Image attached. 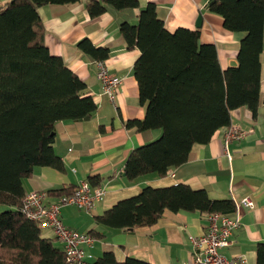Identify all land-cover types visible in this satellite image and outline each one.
Segmentation results:
<instances>
[{
	"label": "trees",
	"instance_id": "trees-1",
	"mask_svg": "<svg viewBox=\"0 0 264 264\" xmlns=\"http://www.w3.org/2000/svg\"><path fill=\"white\" fill-rule=\"evenodd\" d=\"M79 0H9L0 4V264H67L56 237L45 236L22 212L24 182L36 167L59 171L65 165L53 148L55 124L90 118L97 104L86 84L62 57L50 53L38 9L48 4ZM118 10L139 8V0H106ZM92 17L106 10L99 0H87ZM211 13L224 19L232 32H242L238 64L223 70L217 48L200 42V29L170 32L159 18L157 5L141 8L135 24L121 23L127 47L140 50L134 75L140 102L147 105L143 120H130L138 131L160 135L135 148L124 164L128 181L155 173L162 177L187 161L196 144L208 143L214 133L231 124V111L247 107L256 116L264 108L261 92L264 50V0H209ZM78 47L97 60L109 55L85 39ZM92 186L99 180L89 177ZM69 189L49 192L68 194ZM230 199H211L205 190L185 184L166 188L146 186L96 217L98 224L132 230L153 225L166 210L231 215ZM93 236H100L95 230ZM257 264H264V243L258 244ZM88 264H150L134 258L118 261L106 251Z\"/></svg>",
	"mask_w": 264,
	"mask_h": 264
},
{
	"label": "crops",
	"instance_id": "crops-1",
	"mask_svg": "<svg viewBox=\"0 0 264 264\" xmlns=\"http://www.w3.org/2000/svg\"><path fill=\"white\" fill-rule=\"evenodd\" d=\"M6 1L9 0H0V4ZM86 1L48 4L38 9L50 53L62 57L65 65L86 84L97 110L90 118L55 124L53 148L63 160L65 170L36 167L24 182L26 194L43 190L48 193L47 201H54L60 195L49 192L72 189L89 177L106 187L104 198L91 211L76 206L61 209L62 220L69 228L90 235L92 230L100 233V236L92 235L95 238L92 246H84L86 264L94 262L106 251H112L121 262L134 258L150 264H182L192 259L194 247L190 237L205 231L206 213L166 210L155 224L132 230L110 228L96 222L97 216L118 202L139 195L146 186L166 188L185 184L193 190H205L211 199H230L235 204L250 197L255 206L241 208L242 226L235 231L233 243L223 247L221 252L228 257L243 256L246 264H257V247L264 243L263 106L256 116L247 107L231 111V125L249 133L243 139L229 143L228 152L223 148L227 128L223 127L208 143L194 145L187 161L166 176L151 173L128 181L124 174V164L130 153L155 140L160 131L140 132L136 127L126 125L130 120H143L147 105L140 102V90L133 71L140 50L127 47L120 33L121 23H137L141 8L153 2L157 5L159 18L170 32L178 28L200 29V42L216 46L223 70L238 64L237 56L245 33L227 30L224 19L207 10L209 0H139V8L122 10L106 4V0H99L106 10L96 17L89 14ZM200 16L202 25L198 28ZM85 39L97 48L108 49V57L101 61L83 52L78 44ZM261 61L264 98V50ZM102 68L121 81L112 96L105 91L98 76ZM42 232L54 237L50 230Z\"/></svg>",
	"mask_w": 264,
	"mask_h": 264
},
{
	"label": "built area",
	"instance_id": "built-area-1",
	"mask_svg": "<svg viewBox=\"0 0 264 264\" xmlns=\"http://www.w3.org/2000/svg\"><path fill=\"white\" fill-rule=\"evenodd\" d=\"M99 78L104 83L105 91L113 95L114 88L120 84L119 77L110 75L104 68L99 72ZM249 132L237 125H229L224 132V151L228 152V145L234 140L243 139ZM106 193L105 186L93 187L88 180L81 181L68 194L60 195L54 201L48 200V193L34 190L26 194L22 212L34 221L41 230H50L54 237L62 244L67 264H86L84 246H92L95 238L87 233H81L65 225L61 216V209L66 206H76L85 211H91L94 205L101 201ZM236 205L233 214L213 212L207 214L205 231L198 236H191L193 257L182 264H246L243 256L228 257L221 252L223 247L233 243V235L242 226L243 206L253 208L254 201L250 197L242 198Z\"/></svg>",
	"mask_w": 264,
	"mask_h": 264
},
{
	"label": "water",
	"instance_id": "water-1",
	"mask_svg": "<svg viewBox=\"0 0 264 264\" xmlns=\"http://www.w3.org/2000/svg\"><path fill=\"white\" fill-rule=\"evenodd\" d=\"M201 25H202V16H200L199 18H198V20H197V27L199 28V27H201ZM88 118V117H87ZM86 118V119H87Z\"/></svg>",
	"mask_w": 264,
	"mask_h": 264
},
{
	"label": "rangeland",
	"instance_id": "rangeland-1",
	"mask_svg": "<svg viewBox=\"0 0 264 264\" xmlns=\"http://www.w3.org/2000/svg\"><path fill=\"white\" fill-rule=\"evenodd\" d=\"M4 207L0 206V210H2ZM59 244V242H57Z\"/></svg>",
	"mask_w": 264,
	"mask_h": 264
}]
</instances>
